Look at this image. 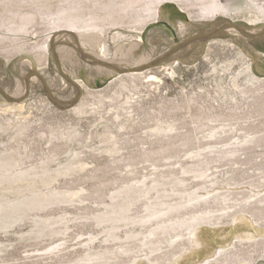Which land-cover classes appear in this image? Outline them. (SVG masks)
Returning a JSON list of instances; mask_svg holds the SVG:
<instances>
[{
    "label": "rangeland",
    "instance_id": "374dc122",
    "mask_svg": "<svg viewBox=\"0 0 264 264\" xmlns=\"http://www.w3.org/2000/svg\"><path fill=\"white\" fill-rule=\"evenodd\" d=\"M72 1L78 0H52L49 11L35 4L32 8L49 14ZM79 1L84 7L92 5ZM232 5L228 15L204 20L192 17L197 8L189 16L179 4L165 1L158 19L148 18L132 29L127 25L107 28L101 41L109 52L108 64L127 67L146 56L154 65L139 72L155 80L120 79V74L89 76L96 69L92 58L101 56L99 48L87 49L79 57L56 52L55 39L61 34L64 38V31H70L67 27L54 32V48L38 60L37 47L48 34L44 32L47 18L39 14L28 35L18 38L41 62L28 67L24 62L34 58L17 55L15 47H5L8 52L0 48V91L17 95L13 93L18 92L17 83L24 86L26 76L33 75L55 98L54 103L48 99L41 82L28 81L24 106L18 112L6 111L8 102L0 94V158L18 146L14 149L23 152L18 159L23 166L14 175L23 169L28 174L24 181L11 182L13 171L0 168V264H31L47 248L59 244L68 249L61 260L35 264H57L58 260L62 261L58 264H77L81 257L102 253L98 263L85 264H150L147 260L153 258L158 259L156 264H233L230 257L218 263V253L238 251L244 258L246 253L251 257L250 263L238 264H264V250L253 247L255 242H264V219L254 222L250 214H235L254 209L264 215V201L256 202L264 200V12L257 10L264 7V0H233ZM135 12L124 21L133 19ZM234 30L251 37L230 36ZM0 32L6 34L3 29ZM133 44L126 63L119 66L116 53H124ZM33 46L36 49L30 53ZM196 52V58L189 61ZM180 53L184 57H173ZM59 71L72 81L67 87H62ZM81 82L85 87L75 89L73 83ZM158 128L172 131L158 134ZM169 147L172 156L166 151ZM158 149L163 152L160 160H139L141 154ZM54 175L53 182L45 184ZM33 181L36 186L31 188ZM251 181L259 189L243 186ZM235 184L241 186L231 188L232 195L210 201V196L227 191L226 185ZM203 188L214 190L200 193L208 198L188 206L190 196ZM66 191L77 197L64 201ZM36 201L42 204L36 206ZM165 202V208L178 207L161 221L179 217L185 221L159 229L155 225L160 220L143 222L150 210H162ZM127 203L131 205L125 208ZM123 209L129 220L94 223L93 216L109 211L120 215ZM208 210L212 212L196 218L218 220L192 234L180 227L191 223L186 219L194 213ZM19 212L22 216L17 218ZM43 216L60 222L53 225L55 232L41 229ZM111 223L118 227L112 230ZM163 228L167 230L162 235L150 236ZM177 233L182 236L171 239ZM89 237L95 238L94 249L85 252Z\"/></svg>",
    "mask_w": 264,
    "mask_h": 264
},
{
    "label": "bare ground",
    "instance_id": "6f19581e",
    "mask_svg": "<svg viewBox=\"0 0 264 264\" xmlns=\"http://www.w3.org/2000/svg\"><path fill=\"white\" fill-rule=\"evenodd\" d=\"M51 1L52 0H0V29H3V31L6 33V34H0V43H1V47L0 48L4 49L5 47L6 48L7 47H9V48L10 47H12V48L15 47V50L17 48V50H16L17 55H28V56L34 58L33 62H30V60H29V62H24V65H27L28 67L29 66L31 67V66H33L35 64L34 61H38L39 58L41 59V56H42V58H44L46 55H49L50 54V50H52L54 48V47L52 48V38L54 37V32L55 31L58 32L59 28L67 27V28L70 29V31H64L65 37L63 38L62 37L63 34H61L60 37H57L55 39L56 44L54 46L56 47V52L63 51L65 53H67L68 55L74 54L76 57L77 56L79 57V56H82V54L85 53V50H87V49H95V48L98 47L101 56L100 55H95L92 58V60L90 59L91 61H94V63L96 64V69L90 70L89 71V76H91V75H93L95 73L97 75H100V74H104V75L120 74V79L121 78L136 79L139 82L142 79H147V77L151 78L150 80H155L156 79V78H152V76H144V74L139 72L142 69H147V68L153 66L154 63H151V64L148 63L149 58L144 56V57H141L139 60L128 64L127 67L110 66L108 64V60H107L108 53H109L108 49H107V46H106V44H103L104 43L103 41H101V37L107 31L106 30L107 28L109 29L110 27L111 28H113V27L115 28L117 26H126L127 25L128 29H132L135 26H137V25L140 26V24L146 22V20L148 18H150V19L151 18L158 19L160 17V15H161V9L160 8H161L163 2H165V1L166 2L170 1V2H174L176 4H179L180 7L182 8V10L185 13H188L189 16H190V14L192 15V13L194 12L193 9L197 8L196 9V15H194L192 17H194L195 19H204V20H208V18L213 20V19L216 18L217 15H228L229 10L231 9L230 7H231L232 2H233V0H226L225 3H222L221 0H109V1H104V2H102L101 0H87V2L91 1L92 5H94V3H98V5L97 6H92L91 5L90 7H84L83 6L84 3L78 0V1H72L71 3H67L66 5H61L59 7V9H57L53 13L47 14V13H45V11H49L52 8ZM249 1L253 3L255 1H257V0H249ZM34 4L37 5V7L44 9L45 11L37 10V9L35 10L34 8H32V5H34ZM59 5H60V3H59ZM14 8H16V9H14ZM137 9H139L141 11H139V10L137 11ZM134 10L137 11L138 13L135 12ZM257 10L260 12L259 14H262L264 12V7H261V8L259 7V8H257ZM130 12H135L138 15H136L134 13V18L132 17L133 19H131V17H130V21H127V20L124 21L126 16L130 14ZM144 12L147 13V15H144ZM140 13H142L143 15L140 14ZM38 14H39L40 18L41 17L42 18H47V20H46L44 25H45V29L46 28H48V29H47V31L45 30L44 32H47L48 34L45 37L44 42L40 43L41 45L39 44L40 46L36 45V47L38 46L37 49L39 48V52H41L40 54H39V52H37L39 54L37 56L38 57V60H37L36 56L30 55L29 52L26 51L27 50V49H25V47H26L25 45L26 44L23 43V39H20L18 37L20 35H23V36L24 35L25 36L28 35V31H30V29H32L34 23H36V21H37L36 18H37ZM51 16H54V17L52 19H50ZM127 17H129V16H127ZM188 19H189V17H188ZM179 26H180V28H182L181 24H179ZM0 33H2V32H0ZM7 33L8 34H13L14 36H12V37L11 36H7ZM229 34H230V36H240L241 35V37H243V38L251 37L250 35H247V34H245L243 32L238 31V30H234V31L230 32ZM71 39L74 40L73 44H71V42H72ZM64 41H69L70 44L64 43ZM2 43H4L3 46H2ZM58 44H61V45L59 46ZM71 46H73V47H71ZM134 48H135L134 44L133 45H129L127 47L126 51L124 50L125 51L124 53H122V52L116 53L117 55L119 54L118 57H120V58H118L120 60L119 61V66L121 65V63H126L125 61L128 59L129 54L132 53L131 51ZM32 49L35 50L36 48L33 46V48L29 49L30 53H31ZM7 50L8 49H6L5 51H7ZM9 50H11V49H9ZM12 50L14 51V49H12ZM172 53H174V50L169 52L168 55H171ZM116 54L114 53L113 56L117 57ZM185 54H187V52ZM196 54H199V53L196 52L194 54V56L189 58V61L195 59L196 56H197ZM173 57L174 58H181V57H184V54L180 53V54H177L176 56H173ZM65 59H67V58H65ZM41 61H38V62H41ZM60 62H61V60H60ZM64 71H61V72L59 71V81L63 85L62 87H67V84L68 83H72V81H70V79L67 77V75H66V73ZM150 80H148L147 82H150ZM28 81H30L31 83L32 82H34V83L36 82L37 83L38 81L41 82V85L43 86V88L46 91L48 99H50L54 103V99L55 98L47 92L46 84H44L42 82V80H40V78L38 76L27 75L26 79H25L24 86H21V85H19L17 83L18 92H13L15 94L18 93L17 95H13V94L9 95L6 92L0 91V94L6 100L5 102H8V107L6 108V111L17 110L18 112H20L23 109L24 98H25L24 91L26 90V88L28 86ZM73 86L77 90H79L82 87H85L83 85V82H81V83H73ZM61 90H62V88H61ZM72 93H74V89H73ZM72 97H73V95H72ZM69 102H72V100L64 102V104L65 103H69ZM79 110H80L79 108L75 109V111H79ZM25 126L22 125L23 128ZM171 131H172V128H167V129L158 128L156 130V132L158 134L159 133H168V132H171ZM172 137L176 138L178 136H176V137L172 136ZM180 138L184 139L185 143H190V139L188 137L181 136ZM170 139H171V137H170ZM168 146H170V145H168ZM17 147H14V148H17ZM8 148H10V147L8 146ZM14 148L10 149V150H6L5 151L6 155H4V156H2L0 158V162L2 163L0 165V168L3 169L4 172L13 171V173H10V176H13L12 179H11V182H17V181L21 182V181H24L22 178L26 177L28 174L22 172L23 170H25V169H23L24 168L23 167L22 171L18 170L19 173L17 172V174L14 175V173H16V170H17L16 168L21 166V165L23 166L22 162H19V164H18V159L21 157V154L23 152L20 153V149L18 150V149H14ZM169 148L166 149V151L169 153V155H171L170 153L173 154L172 148H170V149ZM55 149H57V148L55 147ZM142 152H144V151L142 150ZM232 152H236V151H232ZM162 153L163 152H161L159 149L158 150H149V151L141 154L142 156H139L140 157L139 160L140 161L156 162L157 160H160L159 157H160V155ZM221 153H223V151H221ZM200 156L204 157L203 155H200ZM50 159H53V158H49L48 161H50ZM133 161L134 160H132V162ZM132 162H130V163L132 164ZM197 162H199V161H197ZM71 166H74V164H71L70 166L66 167L65 170L66 169H70ZM54 177H56V176L54 175L53 177H50V181H46L45 184H49V183L53 182ZM253 183H254V181H251L250 183L245 184L243 186H248L249 188H253V189H259V188H255L253 186ZM34 186H36V185H35V182L33 181L32 184L29 185V187L34 188ZM238 186H241V185L240 184L239 185L238 184L226 185V187H228L227 188L228 190L227 191L225 190L222 193L210 196V201H212V203H213L215 201H220V198H223V197L225 198L226 195L229 197V195L233 194L230 191V189L234 188V187H238ZM213 190H214V188H212V189H208V188L207 189H205V188L198 189L195 192L194 196H190V198L188 199L186 204L189 206L190 204H192L194 202H198L199 199L204 200L205 196H206V198H208V194H204V196H199V194L200 193H208V192H211ZM218 192H220V191L218 190ZM57 195L59 196L60 194H57ZM64 195H65L64 198H63L64 201L72 200L74 197H77L76 194L70 193V192H67V191L64 193ZM117 195L120 196L119 194H117ZM130 201L131 200H129V202ZM263 201H264L263 199H259L256 202L257 203H261ZM39 204L41 205L42 202H40V201H36L35 202L36 206L39 205ZM159 204L161 205V203H159ZM201 204H202V202H201ZM129 205H131V203H127V205L124 206V207L126 208ZM164 205L166 206V202H165V204L164 203L162 204V206H164ZM165 206L163 208L161 206H159V207L162 208V210H160V211H156L157 208L155 209L154 212L152 210H150V212L147 215V220H145L143 222L144 223H146V222L149 223V221H152V220H154V221L155 220H160L162 217L164 218V216H166L169 213L175 211V209L178 207V205H177L175 207L169 208L168 207L169 205H168L166 208H169V209H166ZM211 212H212L211 210L210 211L209 210L208 211H204V212H201V211L200 212H196V213H194V215H192L188 219H186L187 221H192L191 223L182 224V225L180 224L181 225L180 227L183 228L185 231H189L190 234H192V233H194V231L198 227H200L202 225H205V224L206 225L210 224V223H212V221L218 220V217L217 218L216 217L215 218L214 217L213 218L212 217H206V218L199 217V218H196V216H195V215H200V214L201 215H205V214L211 213ZM125 213H127V210L123 209L122 210V214L120 213V215H112L113 211H109V212H106L103 215L93 216L94 223L102 224V223H105L107 221H113L112 223H114V222H122V221L129 220V217L126 216ZM239 213L248 214V215L250 214V216L253 218L254 222H259V221L264 219V215L262 213H260V211L258 212L257 210H254V209L253 210L251 209V210H248V211L240 210V212L237 211V213H235V214H239ZM21 216H22V214L19 212L17 214V218H20ZM17 218H15V219H17ZM43 220L45 221V225L41 229H43V230H52V233L55 232V230L52 229L53 225H57V224L60 223L58 221L57 222L48 221L46 219V217H44V216H43ZM181 220H184V218L179 217V218H177L175 220H171V219H168V220H165V221L164 220H162V221L160 220L159 223L156 222L155 227L157 229L162 228V227H166V228L172 227L174 224H177ZM59 221H61V219ZM130 222L133 223L132 221H130ZM130 222H128V223L130 224ZM232 222H234V220H232ZM83 225H85V224H83ZM110 227L113 230V229L117 228L118 226H114L112 224V225H110ZM165 230H167V229L163 228L161 233H157V234L150 233V236L157 237L159 235H162ZM113 234H114V232H113ZM133 234H135V233H133ZM190 234H189V236H190ZM126 235H128V234H126ZM89 236H90V234H89ZM109 236H110V234H109ZM129 236H130V233H129ZM180 236H182V235L180 233H177V235L175 234V236H172L171 239H174V238H177V237H180ZM248 236L253 238L251 235H248ZM113 237H115V236H113ZM94 240H95V238H92V237H89L87 239L86 242L88 244L86 245L87 248L84 249L85 252L94 249V248L91 247V244L94 242ZM146 240H147V237H146ZM157 242H159V241H157ZM224 245H226V243H224ZM256 246H260L264 250V242L263 243H258V242L256 243L255 242L253 244V247H256ZM66 250H68V249L64 247V244H59V245H56V246H53V247L51 246V247L46 249V253H44L42 255H39V256H36L38 259L35 262L32 261L31 264L39 263V262H41L43 260H54L55 258L61 260V258L64 257V255H62V253L64 251H66ZM210 251H211V249H210ZM238 252L237 253H232V254H228V253H225V252H223L221 254L219 252L218 253L219 256H218L217 261L219 263V259H221V258H223V259H221L223 261H228L227 258L230 257L231 259L229 260V262L231 260H234V261H232L233 264L234 263L238 264V263H250L251 262V257L247 256V253H246V256L244 258V256H243L244 253L242 252L243 254L240 255V254H238ZM109 253H110V251H109ZM104 255L106 256V254H104ZM68 256H69V253H68ZM102 256H103V253H102V255H100V254L89 255L88 254L84 258H82V257L79 258L78 261H77V264L94 263V262L100 261V257H102ZM156 259L157 258H153L150 261L148 259L147 263L156 264L158 262V261L157 262L155 261ZM60 260L56 261V263L57 264L59 262L61 263L62 261H60ZM67 262H69V261H67ZM221 264H223V263H221Z\"/></svg>",
    "mask_w": 264,
    "mask_h": 264
}]
</instances>
